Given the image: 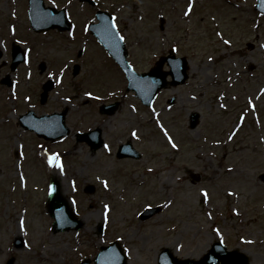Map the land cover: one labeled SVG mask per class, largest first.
I'll list each match as a JSON object with an SVG mask.
<instances>
[{
  "label": "rangeland",
  "instance_id": "rangeland-1",
  "mask_svg": "<svg viewBox=\"0 0 264 264\" xmlns=\"http://www.w3.org/2000/svg\"><path fill=\"white\" fill-rule=\"evenodd\" d=\"M96 1L116 16L138 72L174 50L190 61V80L145 108L93 40L36 34L27 0H0V264H80L116 241L129 264H157L163 249L199 260L217 241L245 252L250 264H264V16L256 0ZM45 2L68 8L76 23L95 19L77 0ZM13 45L28 58L16 72ZM74 64L81 65L77 78ZM48 80L55 88L40 105ZM116 101L113 116L100 115L102 104ZM62 107L72 109L75 131L101 128L105 146L92 152L75 134L45 143L18 126L31 109ZM194 112L202 119L191 131ZM127 141L141 160L117 159ZM53 156L62 167L49 163ZM53 183L80 221L76 231L53 227ZM157 207L159 214L140 219Z\"/></svg>",
  "mask_w": 264,
  "mask_h": 264
},
{
  "label": "water",
  "instance_id": "water-1",
  "mask_svg": "<svg viewBox=\"0 0 264 264\" xmlns=\"http://www.w3.org/2000/svg\"><path fill=\"white\" fill-rule=\"evenodd\" d=\"M258 10L264 13V0H258ZM30 20L35 31H49L51 29H58L64 31L69 29V22L66 17V11H57L53 8H45L43 0H30ZM98 19L101 21L100 25H93L92 31L99 39L100 43L109 52L111 57L122 67L129 79L128 91L136 93L145 105L151 106L157 97L158 93L170 86L182 85L188 79L187 70L188 63L186 59H176L174 56L162 58L157 64V67L148 74L139 75L133 71L127 62V52L123 41L120 39L117 31L112 25V19L109 15L104 13L98 14ZM1 58V54H0ZM22 62L24 56L19 49L13 51V65L16 69ZM168 62L172 67L169 73L173 77V82L168 84L166 78L168 74H164L162 68ZM80 67H75L74 75H77ZM52 88V83L49 82L44 86V93L42 94V102L44 103L47 95ZM117 109V105H112L102 108V113L111 114ZM64 117L58 115L46 116L38 118L34 113H29L20 119L21 126L27 130L36 132L40 137L55 140L62 138L69 134V130L63 131ZM63 119L62 127L61 121ZM199 114H193L191 117V129L194 130L199 125ZM101 132L99 130L93 133L80 135L81 141H89L91 145L97 150L101 147ZM118 157H131L139 159L141 156L135 151L131 145L121 147ZM264 181V177H263ZM51 216L55 220V228L58 232H63L79 227V222L69 212L65 202L59 200V191L57 185L53 186V196L51 199ZM159 209L151 210L142 215V219L146 220L158 213ZM10 261L9 264H12ZM82 264H90L85 261ZM95 264H128L127 257L118 242L111 244L108 247H103L101 253L95 259ZM158 264H249V258L238 251H228L222 244H215L209 253L201 260L195 261L190 259L180 260L169 249H164L160 254Z\"/></svg>",
  "mask_w": 264,
  "mask_h": 264
},
{
  "label": "snow or ice",
  "instance_id": "snow-or-ice-1",
  "mask_svg": "<svg viewBox=\"0 0 264 264\" xmlns=\"http://www.w3.org/2000/svg\"><path fill=\"white\" fill-rule=\"evenodd\" d=\"M191 9H189V11H190ZM120 39H124V37H120ZM89 95H91L90 93H89ZM133 135H135V133H133ZM169 139H171V137H169ZM174 147H175V144L173 145ZM58 161H59V157L58 156H53V157H51L50 159H49V163L50 164H53V165H57V166H60V167H62V165H58ZM107 186V185H106ZM207 195V193H205V196ZM21 223H23V222H21Z\"/></svg>",
  "mask_w": 264,
  "mask_h": 264
},
{
  "label": "flooded vegetation",
  "instance_id": "flooded-vegetation-1",
  "mask_svg": "<svg viewBox=\"0 0 264 264\" xmlns=\"http://www.w3.org/2000/svg\"><path fill=\"white\" fill-rule=\"evenodd\" d=\"M70 112H71V111L69 110V114H70Z\"/></svg>",
  "mask_w": 264,
  "mask_h": 264
}]
</instances>
